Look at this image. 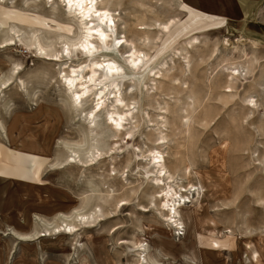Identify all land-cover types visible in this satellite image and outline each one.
I'll return each mask as SVG.
<instances>
[{
    "label": "rangeland",
    "instance_id": "1",
    "mask_svg": "<svg viewBox=\"0 0 264 264\" xmlns=\"http://www.w3.org/2000/svg\"><path fill=\"white\" fill-rule=\"evenodd\" d=\"M94 3L113 18L111 30L102 23L109 46L94 57L120 68L99 111L93 83L77 103L80 86L65 83L72 69L89 75L83 49L71 47L85 20L63 0H0V43L9 40L0 48V264H147L139 254L149 264H264L257 21L225 20L189 0ZM38 43L61 61L42 59ZM135 50L145 66L131 73ZM109 112H125L120 127ZM167 192L184 197L174 226Z\"/></svg>",
    "mask_w": 264,
    "mask_h": 264
},
{
    "label": "bare ground",
    "instance_id": "2",
    "mask_svg": "<svg viewBox=\"0 0 264 264\" xmlns=\"http://www.w3.org/2000/svg\"><path fill=\"white\" fill-rule=\"evenodd\" d=\"M64 4H65V8L67 7V9H69V11L71 12L72 10H74L75 13L78 14L80 22H82V27H83V33L82 35L77 39L76 42L71 44V47L73 46H80L83 50H81V52H84L82 54H85L86 57L88 58V65L87 67H89V75H81L80 79H84L85 81H80L77 82V80L79 79L78 76L75 75L76 70L72 69L70 71V75L65 76V83L67 84V88L68 90H71L72 87L76 84L77 86H80L79 90H73V102L77 103L83 96H85L88 92H89V86L88 84H92L93 86L96 87V92L95 94H97V101L96 104L94 106V110L95 111H99L101 110L102 106L104 105V98L106 97V90L109 87H112L113 89L116 90L117 88V83H116V79L115 76H120L119 73V66L116 64V61L111 57L108 58H103V59H99V58H95L94 57V53L97 52L96 50H98L99 48H106L108 47V43L106 42L107 38L109 37V33L107 29L111 30V25L107 24V23H113V18L111 16V14L109 13L108 9L102 8V9H97L95 7V0H63ZM88 3H90V5L88 6ZM93 14H98L97 17V24L95 26L92 27H88L87 26V22L86 20L89 18H92ZM93 19H91L92 21ZM90 21V22H91ZM95 21V20H94ZM174 20H168L164 25H163V30L164 31H168L170 25L173 23ZM102 23H104L105 25H107V29H104L102 27ZM93 25V24H92ZM93 32H96V35L93 34ZM16 33V32H15ZM90 37H96L98 39H96L98 45H96L93 41L90 39ZM116 41V39H113ZM196 40V39H195ZM8 39H5L4 42L0 43V48H4L7 47L9 45L8 43ZM38 41V40H37ZM193 42V41H192ZM192 42H189V45L192 44ZM118 43V42H117ZM119 44V43H118ZM111 46V45H110ZM69 48V47H68ZM38 51L40 53L39 56H42L41 54H43L42 59L48 60V61H61L60 60V56L58 57L57 54L55 53H46V49L44 48V45L38 43ZM139 54L138 51H131L130 55L128 58H130L129 64H130V70L131 73H134L135 71H140L145 64H143L142 58L137 55ZM85 62V61H84ZM76 67H79L76 66ZM81 67V66H80ZM79 67V69H80ZM82 68V67H81ZM77 69V68H76ZM100 72V76H97L98 72ZM13 73H15V70H13ZM17 73V72H16ZM231 78H237V75L234 73V71L232 73H230ZM86 78V79H85ZM12 78L9 77L6 81L2 82L1 85L3 86V88H5L7 86V82H9ZM79 79V80H80ZM78 80V81H79ZM106 80V83H103V81ZM77 82V83H76ZM64 83V84H65ZM102 86L100 87L99 85ZM66 86V85H65ZM99 87V88H98ZM228 89L225 90V92H231L232 90V86L227 85L226 86ZM66 88V89H67ZM119 89V88H118ZM116 92H112L115 95V102L117 104L122 105L123 104V100L120 99L119 97L116 96ZM246 106L249 107L250 109H255L257 108V103L255 100H253L252 98H249L246 100ZM110 113V112H109ZM113 113H110V115L108 116V120L113 122L115 124L116 127H120V121L123 119L125 112H121V113H115V117L112 115ZM93 115V112L90 111V113H88V116ZM153 159L155 160L157 166L160 165V161L163 160V156L160 152H156V155L153 157ZM163 170L160 168L158 170V173H162ZM176 194V193H175ZM175 194H170L169 192L165 193L164 196V201H163V205L164 207H167V214L166 217L167 219L171 222V225L174 226V223H177L175 220V217H177L179 215V211L175 209L174 205L176 201H181L182 199H184L183 196H180L178 200L174 199L173 195ZM70 227V226H68ZM74 226H72L73 228ZM73 230H69V232L66 231V233L64 232V234H70L72 233ZM180 234V233H179ZM20 240L25 239L26 236H22L20 235ZM141 257V258H140ZM139 258L141 259V261L139 260V262L142 263H147L148 262H144L145 261V256H142L141 254H139ZM152 264V263H151Z\"/></svg>",
    "mask_w": 264,
    "mask_h": 264
},
{
    "label": "crops",
    "instance_id": "3",
    "mask_svg": "<svg viewBox=\"0 0 264 264\" xmlns=\"http://www.w3.org/2000/svg\"><path fill=\"white\" fill-rule=\"evenodd\" d=\"M189 5L207 14L223 17L225 20L234 19L241 22L252 19L253 22L257 21V32L264 33L261 30L264 28L262 18L264 0H189Z\"/></svg>",
    "mask_w": 264,
    "mask_h": 264
}]
</instances>
